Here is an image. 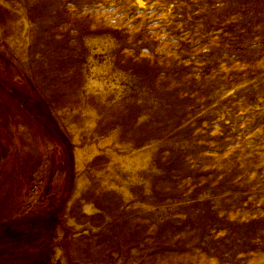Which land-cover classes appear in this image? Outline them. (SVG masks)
Returning a JSON list of instances; mask_svg holds the SVG:
<instances>
[{
  "label": "rangeland",
  "instance_id": "1",
  "mask_svg": "<svg viewBox=\"0 0 264 264\" xmlns=\"http://www.w3.org/2000/svg\"><path fill=\"white\" fill-rule=\"evenodd\" d=\"M0 264H264V0H0Z\"/></svg>",
  "mask_w": 264,
  "mask_h": 264
},
{
  "label": "bare ground",
  "instance_id": "2",
  "mask_svg": "<svg viewBox=\"0 0 264 264\" xmlns=\"http://www.w3.org/2000/svg\"><path fill=\"white\" fill-rule=\"evenodd\" d=\"M83 150H84V149H83ZM85 151H86V150H85ZM79 152H80V150H79ZM81 153H82V149H81ZM84 155H85V154H84ZM79 156H81V154L79 155V153H78V157H79ZM79 182H81V181H79ZM77 190H78V188H77ZM77 190H76V192H78ZM75 194H76V193H75ZM84 208H85V207H84ZM84 211L86 212V209H85ZM92 212H93V211H92ZM57 250H58V249H57ZM58 253H59V252H58ZM55 258H56V257H55Z\"/></svg>",
  "mask_w": 264,
  "mask_h": 264
}]
</instances>
